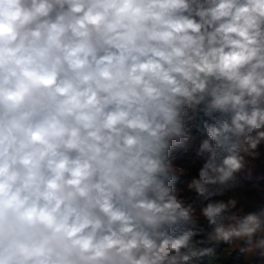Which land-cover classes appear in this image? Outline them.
<instances>
[{"label": "clouds", "instance_id": "obj_1", "mask_svg": "<svg viewBox=\"0 0 264 264\" xmlns=\"http://www.w3.org/2000/svg\"><path fill=\"white\" fill-rule=\"evenodd\" d=\"M0 264H264V0H0Z\"/></svg>", "mask_w": 264, "mask_h": 264}]
</instances>
